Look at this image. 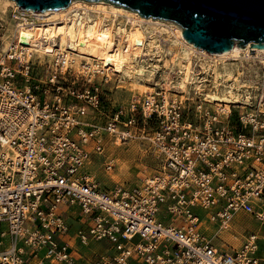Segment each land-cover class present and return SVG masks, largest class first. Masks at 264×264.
<instances>
[{"label": "built area", "instance_id": "obj_1", "mask_svg": "<svg viewBox=\"0 0 264 264\" xmlns=\"http://www.w3.org/2000/svg\"><path fill=\"white\" fill-rule=\"evenodd\" d=\"M14 17L0 49V264H264V93L236 111L166 87L114 106L101 71L32 59L16 39L32 16ZM131 139L156 166L103 184L90 167L112 170L107 145Z\"/></svg>", "mask_w": 264, "mask_h": 264}, {"label": "bare ground", "instance_id": "obj_2", "mask_svg": "<svg viewBox=\"0 0 264 264\" xmlns=\"http://www.w3.org/2000/svg\"><path fill=\"white\" fill-rule=\"evenodd\" d=\"M9 7L32 16L20 23L16 36L27 53L49 57L60 54L65 63L73 60L75 65L84 61V67L104 72L107 78L112 72L119 74L120 86L139 94L155 91L152 83H156V68L169 66L170 72L177 69V89L188 91L194 87L213 109L227 110L231 103L249 101L250 94H242L240 88L235 90L232 83L227 89L225 82L219 80H237L234 70L244 59L259 57L264 61V47L234 43L226 51H208L187 40L182 26L170 19L145 16L105 0H71L66 7L43 11L24 8L15 0H0V15L5 16ZM10 39L6 31L1 47L6 49ZM196 51L205 54L200 64L203 71L212 70L214 90L201 88V82L207 79L194 71L192 55H199ZM228 57L239 61L223 62L219 69V60ZM261 110L264 112V105Z\"/></svg>", "mask_w": 264, "mask_h": 264}, {"label": "rangeland", "instance_id": "obj_3", "mask_svg": "<svg viewBox=\"0 0 264 264\" xmlns=\"http://www.w3.org/2000/svg\"><path fill=\"white\" fill-rule=\"evenodd\" d=\"M172 23H176L175 25L181 26L176 21L172 20ZM0 49L2 44V36L7 33L9 34V39L12 38V36L15 34L16 30V20L14 17V11L11 7L8 9V13L5 16L0 15ZM4 25V26H3ZM10 41V40H9ZM166 47V46H165ZM196 53H198L196 51ZM199 55L195 54L192 55L193 58V64H194V71L196 72L197 76H201L202 79H207L204 82H201V88L204 89V91H210L216 89V84L212 81V70L209 71H203V67L201 66L200 62L203 60L205 54L198 53ZM43 56V57H42ZM32 59L40 60L41 62H44V60H51L52 57H49L48 55H39V53L33 52ZM239 61L237 59H233V57H228L226 60H219L221 62L219 64V69H222V63L223 62H234ZM73 65V68L75 71H81L84 70V61L81 63V65H75V61L71 60L70 62ZM74 63V64H73ZM157 73H156V83H152V85L155 87V90H158V87H166L167 89L171 90H177L176 83H177V69L174 70L175 72H170L171 68L168 67H157ZM235 76H238L237 80H227L226 78L222 77L219 81H224L225 85L229 88L230 84L235 90H238L237 88H240V92H243L242 94H245L247 92H250L253 97H260L261 93H264V62H261L259 57H252L249 59H244L243 62L239 63L236 69L234 70ZM167 74V75H166ZM102 73H96L94 76V79L96 81L100 82L102 92L107 94L109 101L113 105H124L131 101V99L134 96H145L146 94H139L135 93L132 90H128L126 87L120 86L122 83L120 81L119 74H113L111 73V77L107 78L106 76H102ZM205 77V78H204ZM108 79L105 81V79ZM172 80L171 83H169ZM168 83V84H167ZM242 83H246V86H240ZM157 85V86H156ZM240 86V87H239ZM172 87V88H171ZM222 87V86H221ZM194 87H189L188 91L190 93H193ZM248 89V91H246ZM186 91V92H188ZM255 99V98H254ZM254 101V100H253ZM109 102V103H110ZM255 102V101H254ZM258 100L256 103L258 104ZM232 104V111H236L241 107V103H231ZM256 104V106H257ZM264 105V104H262ZM261 105V106H262ZM260 106V107H261ZM211 109L212 105L210 106ZM106 150L109 153H113L114 156H116V166L110 170L106 171L103 168V165L100 160V162L95 166L94 164L92 167H90V170L94 168V173L96 175V178L99 179L103 184H106L107 186L113 185L114 183H128L131 185H134L139 182L140 177L146 172H150L155 166H156V159L154 158L153 154L150 152H144L142 150V143L138 139H131L126 143H121L120 145H114V144H108L106 147ZM99 157H95V163L98 161ZM74 207L69 208L68 214L71 215V212H73ZM203 214L205 212L203 210H200ZM72 216V215H71ZM162 217V216H161ZM163 219V218H162ZM165 221V219H163ZM235 223L240 224L241 221H243V217L236 216L235 217ZM251 224L250 227L257 228L259 227L258 221L249 220ZM74 227H78V222L76 219L74 220ZM4 223H0V231L3 229ZM264 231V230H263ZM242 232V231H241ZM224 239L231 245H238L240 243L241 239V233L239 235H231L229 233L224 232L223 234ZM106 241H95L92 243L91 247L93 250H102L104 246H106ZM88 250V248L84 249ZM86 253H89V250L86 251Z\"/></svg>", "mask_w": 264, "mask_h": 264}, {"label": "water", "instance_id": "obj_4", "mask_svg": "<svg viewBox=\"0 0 264 264\" xmlns=\"http://www.w3.org/2000/svg\"><path fill=\"white\" fill-rule=\"evenodd\" d=\"M43 11L66 7L71 0H15ZM145 16L174 20L184 37L208 51L230 49L234 43L264 47V0H105ZM254 53V49H250Z\"/></svg>", "mask_w": 264, "mask_h": 264}]
</instances>
